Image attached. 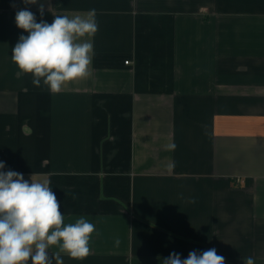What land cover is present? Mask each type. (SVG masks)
<instances>
[{"label": "crops", "instance_id": "crops-1", "mask_svg": "<svg viewBox=\"0 0 264 264\" xmlns=\"http://www.w3.org/2000/svg\"><path fill=\"white\" fill-rule=\"evenodd\" d=\"M20 9L94 11L90 75L34 86ZM0 161L95 225L83 259L49 249L64 264H264V0H0Z\"/></svg>", "mask_w": 264, "mask_h": 264}, {"label": "clouds", "instance_id": "clouds-1", "mask_svg": "<svg viewBox=\"0 0 264 264\" xmlns=\"http://www.w3.org/2000/svg\"><path fill=\"white\" fill-rule=\"evenodd\" d=\"M23 3L35 5L38 0ZM39 12L43 17V3ZM15 23L27 35L19 37L11 59L22 73L33 77L34 86L40 87L43 82L55 94L65 83L90 75L93 43L85 38L98 31L94 11L87 17L56 15L48 23L43 19L37 22L33 12L20 9ZM4 168L5 163L0 161V264H64L59 253L49 254L52 246L75 260L86 257L95 225L83 216L65 223L50 182L25 180L21 173L5 172ZM163 264H225V257L215 248L191 251L184 259L172 252ZM245 264L255 261L248 257Z\"/></svg>", "mask_w": 264, "mask_h": 264}, {"label": "built area", "instance_id": "built-area-1", "mask_svg": "<svg viewBox=\"0 0 264 264\" xmlns=\"http://www.w3.org/2000/svg\"><path fill=\"white\" fill-rule=\"evenodd\" d=\"M126 63H129V60H127Z\"/></svg>", "mask_w": 264, "mask_h": 264}]
</instances>
